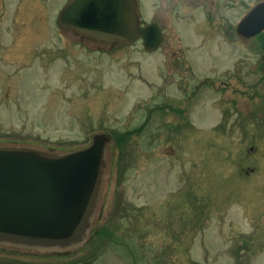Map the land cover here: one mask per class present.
I'll return each mask as SVG.
<instances>
[{
	"label": "rangeland",
	"instance_id": "1",
	"mask_svg": "<svg viewBox=\"0 0 264 264\" xmlns=\"http://www.w3.org/2000/svg\"><path fill=\"white\" fill-rule=\"evenodd\" d=\"M67 1L0 0V142L124 140L94 238L67 255L0 249V264H264V37L236 32L264 0H233L232 37L181 0H142L154 52L63 38ZM205 77L228 86L196 91Z\"/></svg>",
	"mask_w": 264,
	"mask_h": 264
},
{
	"label": "water",
	"instance_id": "2",
	"mask_svg": "<svg viewBox=\"0 0 264 264\" xmlns=\"http://www.w3.org/2000/svg\"><path fill=\"white\" fill-rule=\"evenodd\" d=\"M57 25L104 47L136 42L159 49L156 23L141 26L138 0H68ZM264 30V2L240 21L238 36ZM110 133L98 132L77 149L36 143L0 142V249L21 254H73L91 240L101 219L111 181Z\"/></svg>",
	"mask_w": 264,
	"mask_h": 264
},
{
	"label": "flooded vegetation",
	"instance_id": "3",
	"mask_svg": "<svg viewBox=\"0 0 264 264\" xmlns=\"http://www.w3.org/2000/svg\"><path fill=\"white\" fill-rule=\"evenodd\" d=\"M260 2H263V1H259V2H257V4ZM232 4H233V0H181V5L186 6L188 8H191L192 10L195 8L196 10L201 11L200 13L203 14L202 16L204 17V20H205V24H204L205 28L204 29L206 30V33L208 35H211L213 33V31H215V30H219V32L224 33V28H225L226 34L228 36H231V37H232L231 31L233 30V25L232 24L228 25L227 23L231 22V20L229 19L230 15L228 17V11H230L232 9L231 8ZM139 5L141 8L143 5L142 0H139ZM219 17H220V21H221L220 23H219ZM219 25H220V27H219ZM62 37L63 38H65V37L78 38V39H80L81 43L86 44V45H89V44L94 45V46H96V48L98 50H105V49L111 50L112 49L110 47H104V46H101L98 44L88 43V41L82 37H75V36H69V35L62 36ZM256 37H262V33ZM123 46H126V45H123ZM227 79H228V77H227ZM216 80H218V79L216 78ZM217 85H219V86H217ZM225 86H228V80L227 81L222 80L219 83H217L216 81L211 80V78L205 77L203 79V81L200 83V85L195 86V90L197 91L198 88L199 89H201V88L220 89V88L225 87ZM193 93L189 96V97H191L190 99H192ZM188 100H189V98H188ZM159 108L160 107H158V109ZM148 122L149 121L147 120L146 125L148 124ZM144 125L142 126V128L144 127ZM125 132H127V131H125ZM136 132H137L136 128L128 131V133L131 135L135 134ZM113 134H115V133L113 132Z\"/></svg>",
	"mask_w": 264,
	"mask_h": 264
},
{
	"label": "trees",
	"instance_id": "4",
	"mask_svg": "<svg viewBox=\"0 0 264 264\" xmlns=\"http://www.w3.org/2000/svg\"><path fill=\"white\" fill-rule=\"evenodd\" d=\"M127 137H129V135H127ZM117 142L120 144V143H122L123 142V140H124V137H122L121 138V136L119 137L118 135H117Z\"/></svg>",
	"mask_w": 264,
	"mask_h": 264
}]
</instances>
